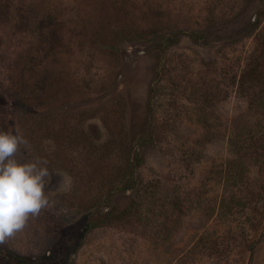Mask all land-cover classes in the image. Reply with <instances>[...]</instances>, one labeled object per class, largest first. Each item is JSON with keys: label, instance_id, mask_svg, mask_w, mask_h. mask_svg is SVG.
I'll return each instance as SVG.
<instances>
[{"label": "rangeland", "instance_id": "1", "mask_svg": "<svg viewBox=\"0 0 264 264\" xmlns=\"http://www.w3.org/2000/svg\"><path fill=\"white\" fill-rule=\"evenodd\" d=\"M0 129L53 172L0 264H264V0H0Z\"/></svg>", "mask_w": 264, "mask_h": 264}, {"label": "clouds", "instance_id": "2", "mask_svg": "<svg viewBox=\"0 0 264 264\" xmlns=\"http://www.w3.org/2000/svg\"><path fill=\"white\" fill-rule=\"evenodd\" d=\"M28 152L24 136L0 129V241L22 230L31 215L50 204L48 185L53 172L44 159L17 158V153L27 156ZM65 183L62 177L58 187Z\"/></svg>", "mask_w": 264, "mask_h": 264}, {"label": "trees", "instance_id": "3", "mask_svg": "<svg viewBox=\"0 0 264 264\" xmlns=\"http://www.w3.org/2000/svg\"><path fill=\"white\" fill-rule=\"evenodd\" d=\"M191 37L194 38L193 34H191ZM140 162H141V159L137 155L134 159V162H132L128 168V174H127L128 176H127L126 180L123 182L122 187H120L122 192H125L126 190H129L134 186V184H135V179H134L135 166H137ZM95 224H96V221H91L88 226L92 227V226H95Z\"/></svg>", "mask_w": 264, "mask_h": 264}]
</instances>
